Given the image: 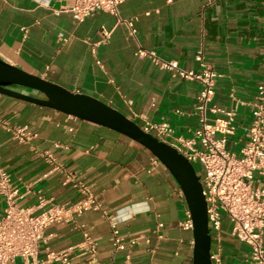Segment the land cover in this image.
Returning <instances> with one entry per match:
<instances>
[{
	"label": "crops",
	"instance_id": "0c3cea01",
	"mask_svg": "<svg viewBox=\"0 0 264 264\" xmlns=\"http://www.w3.org/2000/svg\"><path fill=\"white\" fill-rule=\"evenodd\" d=\"M72 3L0 0V57L99 98L141 126L166 121L176 136L189 138L201 124L196 110L201 85L172 76L137 50H154L186 69L195 67L202 51L221 74L213 102L237 111L228 148L240 152L252 120L251 102L264 81V0H126L118 15L97 11L82 22L68 11ZM23 26L29 28L26 36ZM60 34L67 40H60ZM0 117L28 124L37 133L32 142L23 143L0 127L1 162L19 187L22 205L40 213L38 192L55 204L82 197L64 181L62 170L52 169L45 151L64 170L86 180L101 203V210L86 211L73 222L47 226L40 256L47 245L63 249L88 233L98 244L97 257H78L76 264H123L104 213L115 214L128 205L140 213L136 202L146 200L149 211L119 225L122 236L139 241L132 252L135 264H193V230L179 225L185 197L166 166L160 162L153 167L146 147L110 128L2 93ZM4 207L0 199V213ZM159 223L162 237L155 232ZM230 230L225 217L223 262L247 264L249 247Z\"/></svg>",
	"mask_w": 264,
	"mask_h": 264
},
{
	"label": "built area",
	"instance_id": "2783aa9c",
	"mask_svg": "<svg viewBox=\"0 0 264 264\" xmlns=\"http://www.w3.org/2000/svg\"><path fill=\"white\" fill-rule=\"evenodd\" d=\"M37 1L42 5L51 2ZM72 1L68 11L72 12L75 20L82 22L97 11L118 15L121 4L126 0ZM21 29L26 36L29 28L23 26ZM59 38L67 40L64 34H60ZM137 54L149 57L174 77L194 80L201 85L196 102L201 124L191 137L176 136L175 129L166 121H147L142 128L160 140L173 144L194 166L198 165L208 201L212 263L225 264L222 259L223 220L228 217L231 222L230 235L249 247L247 264H264V81L258 84L251 102L252 120L247 140L240 152L236 153L228 148V136L235 131L237 111L235 108L223 109L213 102L221 74L206 60L203 52L199 51L196 55V65L192 69L183 68L177 60L165 59L154 50L141 47ZM0 127L23 143H30L37 137L28 124H15L0 117ZM43 156L53 170L64 172V181L72 183L82 197L74 202L55 204L38 192L42 211L35 213L32 208L22 205L19 187L3 166L0 154V199L5 201L4 211L0 213V264H76L78 257H97L98 244L88 233L78 244L63 249L47 245L44 256H40V244L47 226L73 222L86 211L101 210L99 198L86 180L76 172L64 170L52 152L45 151ZM159 163L160 160L153 155V167ZM181 194L184 196L182 190ZM137 209L124 207L120 210L134 216ZM116 213H104L112 228L111 244L116 252L123 253V264H135L132 252L139 241L126 239L121 235L119 225L113 226ZM179 225L184 229L193 228L188 206ZM162 227L163 224L159 223L155 230L159 237H162Z\"/></svg>",
	"mask_w": 264,
	"mask_h": 264
},
{
	"label": "water",
	"instance_id": "95a60500",
	"mask_svg": "<svg viewBox=\"0 0 264 264\" xmlns=\"http://www.w3.org/2000/svg\"><path fill=\"white\" fill-rule=\"evenodd\" d=\"M0 93L110 128L146 147L171 172L183 192L193 220V264H213L208 201L201 177L176 146L146 132L111 104L28 72L1 57Z\"/></svg>",
	"mask_w": 264,
	"mask_h": 264
},
{
	"label": "clouds",
	"instance_id": "9594fccd",
	"mask_svg": "<svg viewBox=\"0 0 264 264\" xmlns=\"http://www.w3.org/2000/svg\"><path fill=\"white\" fill-rule=\"evenodd\" d=\"M136 203L139 204L141 209H142V211L140 213H136V214H144L147 211H149L151 208L150 203L146 200L145 201H138ZM126 207L131 209L132 205H128ZM132 218H133V214L125 213L123 210H120L113 217V226H118V225L123 224V223H128Z\"/></svg>",
	"mask_w": 264,
	"mask_h": 264
},
{
	"label": "trees",
	"instance_id": "16d2710c",
	"mask_svg": "<svg viewBox=\"0 0 264 264\" xmlns=\"http://www.w3.org/2000/svg\"><path fill=\"white\" fill-rule=\"evenodd\" d=\"M196 167V166H195ZM196 170H197V172H199V169H198V167H196Z\"/></svg>",
	"mask_w": 264,
	"mask_h": 264
},
{
	"label": "rangeland",
	"instance_id": "374dc122",
	"mask_svg": "<svg viewBox=\"0 0 264 264\" xmlns=\"http://www.w3.org/2000/svg\"><path fill=\"white\" fill-rule=\"evenodd\" d=\"M197 167H198V165H197Z\"/></svg>",
	"mask_w": 264,
	"mask_h": 264
}]
</instances>
